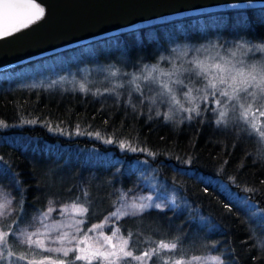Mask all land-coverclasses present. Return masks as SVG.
<instances>
[{"label":"trees","instance_id":"1","mask_svg":"<svg viewBox=\"0 0 264 264\" xmlns=\"http://www.w3.org/2000/svg\"><path fill=\"white\" fill-rule=\"evenodd\" d=\"M208 41L264 43V7L230 9L159 23L1 71L0 120L9 127H0V157L18 174L24 192L20 206L16 203L21 199L19 192L7 183L0 188L14 201L11 215L0 219V231L15 230L17 235L21 227L31 223L30 215L53 208L54 216L79 198L77 202L89 206V213L87 218L76 213V220L70 221L82 227L77 233L82 235L92 225L101 224L113 210L115 188H132L139 182L165 202L175 197L180 210L170 211L169 204L163 212L151 210L143 217L109 221L103 235L111 236L109 229L119 228L114 243L121 236L126 238L130 230L133 237L128 250L135 249L134 255H139L161 239L169 242L172 237H182L176 252L168 254L174 259L213 264L207 258L221 255L228 264H264V239L257 243L264 232V210H256L264 209V142L239 131L245 128L244 124L218 129L206 117L204 123L194 120L181 124L183 115L177 113L173 121L165 123L155 115L157 110H167L163 106H151L153 110L149 112L150 105L140 104L138 93L129 97L121 87L92 78L96 71H105L112 81L144 65L163 61L176 48ZM73 80L76 82L71 84ZM79 81L86 84L84 90L77 86ZM30 120L36 122L21 123ZM77 125L81 133L99 132L102 138L130 142L157 155L124 154L114 144L101 143L86 134L75 135ZM189 157L191 165L183 164ZM117 158L130 162L119 175L109 167ZM139 177L143 179L138 181ZM245 187L256 191L245 193ZM245 196L257 202L248 214L238 202ZM225 204H230L232 210ZM20 216L26 222L14 224ZM81 219H85L82 226L78 224ZM92 244L87 241V245ZM9 251L14 255L7 264H50L53 259L24 245L16 236L8 238L5 256ZM193 257L201 260H192ZM150 264H160V258L154 257Z\"/></svg>","mask_w":264,"mask_h":264},{"label":"snow or ice","instance_id":"2","mask_svg":"<svg viewBox=\"0 0 264 264\" xmlns=\"http://www.w3.org/2000/svg\"><path fill=\"white\" fill-rule=\"evenodd\" d=\"M45 16V9L37 3V0H0V38L12 35L15 32L21 31L29 27L30 25L40 21ZM19 25V27H17ZM10 29V30H9ZM235 49L242 50V52L251 53L254 50L264 53V43L259 46L252 45L249 47L247 42H241L234 45ZM116 75V73H113ZM167 78L166 80L164 78ZM175 77V78H173ZM195 77V79H193ZM137 81H143L146 85H157L155 92L149 88V95H145L144 89ZM187 81V82H186ZM130 83L135 84L133 91L138 93L137 99L140 104H148L149 112L153 110L151 106L161 105L165 109L164 112L157 110L155 112L156 117H162L165 123L174 120L177 112L183 113L182 119L179 123H191L194 120H199L200 123L205 122L207 114H211L213 117L212 123L219 129L220 125H224L227 128L228 117L230 111H239V119L245 125V128L238 129L239 131H245L249 137H258L261 142H264V130H261L255 123V113L252 111L253 105L258 100L264 98V61L261 60H249L236 59V52L233 51L230 56H217L210 58L209 62L205 64L203 61L193 59L189 61V66L184 68L183 71H179L173 68L172 71L165 72L160 70L157 66L149 68L148 65H144L140 71V74H132ZM123 87V85H120ZM179 89V91H178ZM81 90H84L83 88ZM107 91V90H106ZM115 92V89H112ZM96 95V93H93ZM129 97L131 92L128 93ZM117 98H119L117 96ZM183 101V102H182ZM131 104V100L128 101ZM185 103L189 106L185 107ZM247 104V107L245 106ZM135 108L134 105H132ZM264 103L257 106L256 111L260 117H264ZM252 115L253 119H249ZM148 119H152L151 116ZM35 120L21 121V123H35ZM107 123V121H105ZM0 127L7 128L9 125L3 120H0ZM51 131V127L49 128ZM61 132L63 130L61 129ZM72 133H69L71 135ZM88 135L94 140H100L101 143L114 144L124 154L128 152L137 153L143 152L148 156L155 157L157 154L148 150L147 148H138L132 146V144L125 143L123 140L117 142L113 138H102L99 132L95 134L81 133L79 131V125L76 127L75 135ZM179 161V157L176 158ZM130 162L117 158V160L109 165L111 169H114L116 174L123 172L125 166ZM137 163H143V161H137ZM192 159L189 157L183 161L185 165H191ZM225 164L227 161L224 162ZM187 171L188 169H183ZM129 174L135 175V172L129 170ZM142 177L138 178L142 180ZM234 180V177H230ZM118 182V181H115ZM7 183L9 187L14 188L20 193L21 199L16 201L20 206L23 205V186L22 182L18 179V174L13 172L12 167L3 161L0 157V188ZM264 184V181H261ZM144 191H148L153 194L145 195ZM245 193H254L256 190L253 188L245 187L242 189ZM204 192H208V187L204 188ZM87 196V193H84ZM114 195L116 199L111 202L113 208L104 218L101 224L92 225L83 237L77 239L76 235H72L70 239L67 236H57L56 240L63 243L66 239L69 244L73 241L76 242L75 247H69L67 249L56 248L48 249V251H63L64 257H69V253L73 255L68 259H61L59 264H77V262H86V264H93L96 261L97 264H126V262H139V264H150L154 257L160 258V264H192V261H184L180 259H174L169 256V253H175L178 249L182 237H172L169 242H165L164 239L159 240L155 247L148 250H144L139 255H134L133 250H128L130 241L133 237V232L128 230L127 237L121 236L118 243H113V237H117L120 232L119 228L112 231L111 236H104L101 231L100 236L102 239H94L92 245H87V241L92 239L88 233H94L97 229H103L105 224L109 221L115 223L123 218L131 217H143L151 210L164 211L165 208H169L174 213L177 212L178 206L175 197L171 201L165 202L163 198L154 194V190L151 188L145 189L142 183L137 182L132 188H115ZM0 197H4L0 200V217L5 215H11L13 199L9 196H5L3 192H0ZM73 201L71 207L81 217L87 218L89 213V206L84 203ZM159 201V202H158ZM245 206V212H248L255 206L257 202L253 201L250 196H245L238 201ZM225 208L231 211L230 204H225ZM68 205L59 211L61 214L67 212ZM186 210V209H185ZM256 210H264L257 208ZM55 211L53 208H48L45 212H40L38 216H29L31 220L39 221L44 227L47 224L44 223L51 216V213ZM195 218V217H194ZM26 222L24 216H20L17 220L13 221L14 224ZM85 223V219L78 221V224L82 226ZM252 223H255L253 220ZM264 224V219L261 220ZM82 231V227H77L76 232ZM37 233L27 234V228L20 231V236L27 235V243L37 244L39 241L32 239V235ZM10 236H16V231L11 230L9 232L0 231V262L7 264L9 259L14 255L9 251L7 256L4 254V250L8 244V238ZM19 240V237H17ZM264 239V232L261 233V239L257 240V243H261ZM55 242V241H53ZM81 244L87 245L86 247H80ZM264 247V244H261ZM164 255H161V254ZM23 259V257H19ZM213 264H228L227 259L222 258L221 255H212L208 257ZM192 260L199 261L201 257H193ZM55 264V262H53Z\"/></svg>","mask_w":264,"mask_h":264},{"label":"water","instance_id":"3","mask_svg":"<svg viewBox=\"0 0 264 264\" xmlns=\"http://www.w3.org/2000/svg\"><path fill=\"white\" fill-rule=\"evenodd\" d=\"M37 3L45 9L43 19L0 38V72L159 23L230 9L264 7V0H37Z\"/></svg>","mask_w":264,"mask_h":264},{"label":"rangeland","instance_id":"4","mask_svg":"<svg viewBox=\"0 0 264 264\" xmlns=\"http://www.w3.org/2000/svg\"><path fill=\"white\" fill-rule=\"evenodd\" d=\"M237 43H241V42L226 41V42L221 43V42H217V41L216 42L208 41V42H205L201 45H194V44L186 45L184 47H181V48L179 47V48L174 49L172 52H170V54L168 56H166L164 58L163 61L158 62L157 64H154V65L157 66L160 70H163L165 72L172 71L173 68H176L182 72L184 68L189 66V61H191L193 59L203 61L205 64H207L209 62L210 58H215L217 56L228 57V56H230V54L233 51L236 52V59L247 58L249 60L264 61V53L256 51V50H254L251 53L242 52V50L234 48V45ZM260 44L248 43L249 47H251L252 45L259 46ZM36 65H38V64H36ZM154 65L150 64L149 68H151ZM140 71H141V69L136 71V72L131 73L130 75L129 74H123L122 75L123 78H122V76L118 79L113 78L112 81H111V77H110L109 73H107L105 71H102V73L96 71L93 74L92 78H94L95 80H100L101 82H103V80H105V81L113 83L114 85H117L119 87H120V85H123V87H121V89L125 93L131 92V94H133L136 92L133 91L135 84L130 83V81L132 79V74H134V73L140 74ZM173 78H175V77H173ZM164 79L166 80L167 78L165 77ZM193 79H195V77H193ZM75 82H76V80H73L71 84H74ZM82 82H84V81L77 82L78 83L77 86H81V88H85L86 84L83 85ZM137 82L140 83L141 87L144 89L146 96L149 95V88H151L153 90V92H155V90L158 87L157 85H146V84H144L143 81H137ZM178 91H179V89H178ZM261 103H264V98H261L260 100L257 101L256 104L253 105L252 111L255 113V123H257L258 127H260L261 130H264V117H260L259 113L256 111L257 106ZM188 106L189 105L187 103H185V107H188ZM245 106L247 107V104ZM262 110H264V109H262ZM239 111L240 110H237L235 112L230 111L227 126L235 125V124H243L241 122V120L239 119ZM177 114L183 115V113H179V112H177ZM206 118H209L211 120L213 119L211 114H207ZM249 119L250 120L253 119L252 115L249 116ZM220 126L225 127L224 125H220ZM29 141H30L29 139L26 140L27 143ZM25 145H26V143H25ZM0 192H2V191H0ZM3 193L5 196H9L5 192H3ZM3 198L4 197H0V200H3ZM62 208H64V206ZM74 217H76V212L71 206H69L67 212L61 214V212L58 211L56 213V215L54 214V216H50V218L44 222L47 224V227H44L37 220H32L30 224L24 225L23 227H21L19 229L16 237H19V241H21L24 245H26L28 247H32L34 249H38L42 252H45V254H49V255L53 256V257H51L53 259L50 260L51 261L50 264H53V262H55V264H59V261L64 257L63 251H60V252L48 251V249H56V248L67 249L69 247H74L76 245L75 241H73L72 244H69L67 242V239L63 243H61L60 241L56 240L57 236L64 235V236H67L68 239H70L72 235H76L77 239L83 237L84 234L78 235L76 232V228L78 226L73 225L76 222L74 221L72 223V221H70L71 219H75ZM1 218L2 217H0V219ZM76 225H77V223H76ZM25 228H27V234L28 235H30L32 233H37L36 235H32V239L35 241H39V243L29 244V243H27V235H25V236L19 235L20 231L25 229ZM104 230L107 231V229L105 228V229H97L94 233H88V235L90 237H92V239H89L88 242L90 244H92L94 239L102 238L100 236V233L102 231L104 234L105 233ZM53 241H55V242H53Z\"/></svg>","mask_w":264,"mask_h":264}]
</instances>
